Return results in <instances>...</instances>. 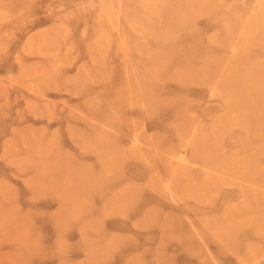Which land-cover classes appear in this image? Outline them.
Returning <instances> with one entry per match:
<instances>
[{
	"label": "rangeland",
	"instance_id": "rangeland-1",
	"mask_svg": "<svg viewBox=\"0 0 264 264\" xmlns=\"http://www.w3.org/2000/svg\"><path fill=\"white\" fill-rule=\"evenodd\" d=\"M263 78L264 0H0V264H264Z\"/></svg>",
	"mask_w": 264,
	"mask_h": 264
},
{
	"label": "bare ground",
	"instance_id": "bare-ground-1",
	"mask_svg": "<svg viewBox=\"0 0 264 264\" xmlns=\"http://www.w3.org/2000/svg\"><path fill=\"white\" fill-rule=\"evenodd\" d=\"M262 81H263V82L259 84V88H260V90H261L262 88H263V90H264V78H263ZM263 92H264V91H261L262 94H264ZM262 106H263V105H262ZM261 112H262V111H261ZM263 118H264V117H263ZM23 209H24V208H23ZM30 214H31V213H30ZM32 215H33V214H32ZM30 217H31V216H30ZM49 217H50V215H49ZM28 219H30V218H28ZM31 219H32V218H31ZM44 219H45V218H44ZM48 219H49V218L47 217V219H46L45 221H47ZM25 220H26V219H25ZM32 220H33V219H32ZM22 221H23V220H22ZM43 221H44V220H43ZM47 222H48V221H47ZM44 223H45V222H44ZM35 225H36V223H35ZM35 225H34V226H35ZM43 226H44V225H43ZM35 227H36V226H35ZM36 228H37V227H36ZM36 228H35V229H36ZM38 228H39V227H38ZM35 231H36V230H35ZM35 231H33V232H35ZM4 232H5V230H4ZM23 233H24V232H23ZM23 233H22V234H23ZM33 234H35V233H33ZM33 236H35V235H33ZM45 236H46V235H45ZM36 237H37V236H36ZM1 239H2V238H1ZM0 242H1V241H0ZM2 242H3V241H2ZM0 246H1V245H0ZM23 251H25V250H23ZM30 257H32V256H30ZM34 257H36V255L33 256V258H34ZM6 258H7V257H6ZM33 258H32V259H33ZM52 259H53V258H52ZM29 260H31V259H29ZM53 260H54V259H53ZM0 261H1V259H0ZM37 261H38V258H37ZM54 261H55V260H54ZM2 263H3V262H1V264H2ZM12 263H13V262H12ZM39 263H40V262L38 261V264H39ZM52 263H53V262H52ZM34 264H35V263H34ZM36 264H37V263H36Z\"/></svg>",
	"mask_w": 264,
	"mask_h": 264
}]
</instances>
